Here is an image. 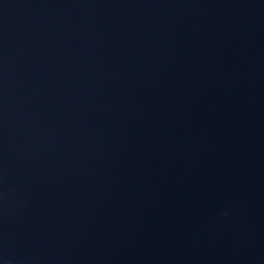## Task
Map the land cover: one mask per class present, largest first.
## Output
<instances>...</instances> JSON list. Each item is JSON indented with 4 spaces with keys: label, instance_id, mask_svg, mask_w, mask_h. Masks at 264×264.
I'll return each mask as SVG.
<instances>
[{
    "label": "water",
    "instance_id": "water-1",
    "mask_svg": "<svg viewBox=\"0 0 264 264\" xmlns=\"http://www.w3.org/2000/svg\"><path fill=\"white\" fill-rule=\"evenodd\" d=\"M0 264H264V0H0Z\"/></svg>",
    "mask_w": 264,
    "mask_h": 264
}]
</instances>
